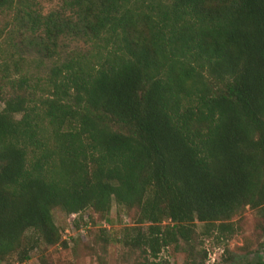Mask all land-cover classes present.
<instances>
[{
  "label": "trees",
  "instance_id": "trees-1",
  "mask_svg": "<svg viewBox=\"0 0 264 264\" xmlns=\"http://www.w3.org/2000/svg\"><path fill=\"white\" fill-rule=\"evenodd\" d=\"M38 4L0 11L15 9L43 58L60 38L95 53L53 63L41 87L0 58V264L38 242L66 246L54 209L104 222L112 203L134 209L146 231L132 245L153 257L195 222L231 234L246 206L264 216V0Z\"/></svg>",
  "mask_w": 264,
  "mask_h": 264
},
{
  "label": "rangeland",
  "instance_id": "rangeland-1",
  "mask_svg": "<svg viewBox=\"0 0 264 264\" xmlns=\"http://www.w3.org/2000/svg\"><path fill=\"white\" fill-rule=\"evenodd\" d=\"M34 1L39 3L42 15L60 7V0ZM15 18V9L0 11V58L14 79L20 74L26 75L41 87L47 84L48 70L53 63L73 57L88 60L95 53L92 43L60 38L55 49L57 57L43 58L37 34L18 33L17 29H23L20 20ZM2 107L0 102V110ZM52 215L66 246H46L38 242L27 261L20 262L15 254L2 264H190L192 260L206 263L207 253L210 254L209 264L221 259L230 262L240 258L238 264L258 263L264 259V216L249 206L230 220L234 227L231 234L219 233L215 228L195 222L188 242L179 239L177 245L162 248L157 257L142 244L132 245L138 229L146 231L145 225L137 224L134 209L128 211L112 203L105 216L108 222L91 209L74 217L54 209ZM25 240L29 244L36 242L35 233L27 232Z\"/></svg>",
  "mask_w": 264,
  "mask_h": 264
},
{
  "label": "built area",
  "instance_id": "built-area-1",
  "mask_svg": "<svg viewBox=\"0 0 264 264\" xmlns=\"http://www.w3.org/2000/svg\"><path fill=\"white\" fill-rule=\"evenodd\" d=\"M210 257V256H209Z\"/></svg>",
  "mask_w": 264,
  "mask_h": 264
}]
</instances>
